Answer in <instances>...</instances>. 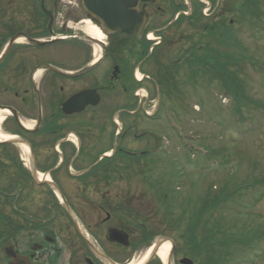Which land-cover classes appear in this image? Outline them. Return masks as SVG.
<instances>
[{
    "label": "flooded vegetation",
    "instance_id": "af4514ba",
    "mask_svg": "<svg viewBox=\"0 0 264 264\" xmlns=\"http://www.w3.org/2000/svg\"><path fill=\"white\" fill-rule=\"evenodd\" d=\"M143 7L165 12L138 1L136 10ZM182 14L181 34L195 31L194 44L180 39L188 42L182 55L195 63L208 37L195 12ZM81 18L101 30L83 0H0V131L26 144L0 145V176L18 179L25 238L15 247L35 264H137L160 237L173 243L170 264H198L194 249L168 227L155 230L149 150L136 148L147 134L137 115L152 102V53L159 56V47L173 41L170 23L155 29L161 36L150 53L143 35L139 43L117 36L101 51V39L81 32L88 22ZM75 38L88 45L68 50ZM142 264L163 263L154 252Z\"/></svg>",
    "mask_w": 264,
    "mask_h": 264
},
{
    "label": "rangeland",
    "instance_id": "374dc122",
    "mask_svg": "<svg viewBox=\"0 0 264 264\" xmlns=\"http://www.w3.org/2000/svg\"><path fill=\"white\" fill-rule=\"evenodd\" d=\"M257 1L256 7L252 5L255 16H249L248 2H237L240 12L237 10L234 15L232 12L224 16L226 21L229 19L234 22L233 32L237 38V46L234 48L237 50L234 52L248 57L237 61L239 72L234 67V70H229L226 78L219 81L201 76L195 79L193 87L186 79L187 69L179 65L177 76L172 74L173 80L166 93L167 100L162 105V111L169 113L156 120L148 118L144 111L137 115V120L143 123V130L150 137L169 139L166 151L153 155L152 148L160 140L141 137L136 144L138 151L150 152L148 168L145 170L149 174L148 180L152 182L154 221L160 224L155 230L162 232L164 227H168V232L177 241L187 240L190 237L189 223L195 220L196 234L210 233L215 240L218 255L226 254L222 259L218 258L216 264H264V1ZM176 3L181 4V8L184 6L182 0H176ZM227 4L220 3L218 10L225 11ZM243 4L245 8H241ZM159 6H163L165 12L161 14L162 17L153 13L146 30L160 29L177 12L163 0ZM190 6V2H187L188 9ZM207 12H212V9ZM214 17L215 14L212 19ZM182 24L169 29L168 39L173 41L159 47L162 53L169 55L164 62L166 72V65L176 62V55L188 43L180 39L183 36L184 39L189 37L191 42L188 46L194 44L195 31L187 30L181 34V30L184 31ZM81 26V32L85 31L88 23L85 27L83 24ZM153 36L156 37L155 34ZM103 40L110 41L107 36ZM82 44L88 45L83 41L73 43L68 50L79 48ZM208 44L212 45V41L209 40ZM233 80L237 85L239 83V90L244 92L239 103L233 101L229 90L221 84L224 82L230 87ZM248 98L250 104H246ZM150 99L153 102L148 103L147 107L153 110L155 92L151 93ZM179 132L186 139L180 138ZM0 134L4 135L5 132L1 131ZM192 140L195 142L191 149L182 146ZM195 147L208 154H203V151ZM4 168L6 164L0 157V170ZM138 185L141 186L140 182ZM0 187L6 193H14L0 196V213L4 222L0 226V247L9 238L20 245L25 237L18 232L19 198L15 188L18 187V179L6 180L0 176ZM165 202L168 203L165 205ZM164 205L167 210L163 209ZM172 224L175 226L171 227ZM223 244L227 246H221ZM143 259L144 256L135 263L141 264ZM0 264H6L1 252Z\"/></svg>",
    "mask_w": 264,
    "mask_h": 264
},
{
    "label": "water",
    "instance_id": "95a60500",
    "mask_svg": "<svg viewBox=\"0 0 264 264\" xmlns=\"http://www.w3.org/2000/svg\"><path fill=\"white\" fill-rule=\"evenodd\" d=\"M136 0H89L94 11L98 14L101 10V24L110 33L124 32L135 34L145 21L144 12L130 10ZM155 1V0H143ZM101 7V8H100ZM7 264H33L26 256L14 251L13 246L7 243L3 247Z\"/></svg>",
    "mask_w": 264,
    "mask_h": 264
},
{
    "label": "bare ground",
    "instance_id": "6f19581e",
    "mask_svg": "<svg viewBox=\"0 0 264 264\" xmlns=\"http://www.w3.org/2000/svg\"><path fill=\"white\" fill-rule=\"evenodd\" d=\"M85 33L91 37H97V38H104V34L100 31V29L95 26L92 23H88V27L85 28ZM9 138V136L6 135H0V139H6ZM168 246L164 245L158 252V257L162 262H165L167 253H168Z\"/></svg>",
    "mask_w": 264,
    "mask_h": 264
},
{
    "label": "trees",
    "instance_id": "16d2710c",
    "mask_svg": "<svg viewBox=\"0 0 264 264\" xmlns=\"http://www.w3.org/2000/svg\"><path fill=\"white\" fill-rule=\"evenodd\" d=\"M257 3L258 2H254V1H250V2H248L247 3V6H248V10H249V16H252V15H254V10H253V4H254V6L256 7V5H257ZM241 8H245V5L243 4L242 6H241ZM239 11V10H238ZM240 12V11H239ZM256 12H259V11H256ZM255 16V15H254ZM239 85H237V87H238ZM234 88L233 86H231V91H232V93L233 92H235V94L238 96V97H240V96H242V92L239 90V87L238 88ZM2 215H1V213H0V217H1Z\"/></svg>",
    "mask_w": 264,
    "mask_h": 264
}]
</instances>
